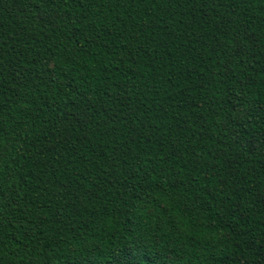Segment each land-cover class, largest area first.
<instances>
[{
    "label": "trees",
    "instance_id": "trees-1",
    "mask_svg": "<svg viewBox=\"0 0 264 264\" xmlns=\"http://www.w3.org/2000/svg\"><path fill=\"white\" fill-rule=\"evenodd\" d=\"M0 264H264V0H0Z\"/></svg>",
    "mask_w": 264,
    "mask_h": 264
}]
</instances>
